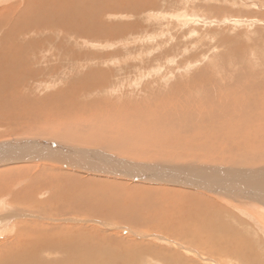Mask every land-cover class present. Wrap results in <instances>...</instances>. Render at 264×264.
I'll return each mask as SVG.
<instances>
[{
  "label": "rangeland",
  "instance_id": "rangeland-1",
  "mask_svg": "<svg viewBox=\"0 0 264 264\" xmlns=\"http://www.w3.org/2000/svg\"><path fill=\"white\" fill-rule=\"evenodd\" d=\"M121 1H127L128 5L132 4L135 12L123 10ZM43 2L44 0H5V5L2 7L11 9L9 18L18 14L19 17L24 16L25 21L29 22L34 17L32 11L37 10V4ZM82 7V2L79 0L76 9ZM29 8L31 11H27ZM93 9L95 13L100 11L103 15L104 25L100 30L106 37L112 36L114 39L112 37L108 38L110 40L103 38L99 42L100 46L93 47L90 46L93 40L85 37L82 43L76 42L75 40H82V35L77 31H72L71 34H67L69 37L67 42L58 44L60 50L55 46L52 51H47V54L43 51L40 54L37 49L28 47L22 54L12 57L13 68L16 65L24 66L26 63H29L31 68H36L40 66V59L49 58L55 55L54 52L60 56V52L65 51L62 58L70 54V57L64 58L63 65L66 67L62 68L60 78L58 74H55L54 77L42 80L37 78L30 80L28 87L25 88L27 92L20 95L22 98L27 96L28 98L21 100L17 105L13 104V107L22 112L21 119L0 116V144L14 146L20 141L23 142L22 145H27V142L30 144L33 141V149L44 159H35L34 162L30 161L28 164L21 162L9 165L7 160L0 157V216L2 215V219L9 218V221L5 223L8 224V228L0 230V264H34V262L36 264V261L38 264H112L104 258H100L101 263L97 262L99 259L94 250L91 251L93 258L90 261L66 253L68 249L60 247L61 245L57 246V244L63 241L62 237L67 238L70 235L71 239L81 238L80 236L83 235L99 237L97 242L105 244L103 247L106 250L116 251L117 248L110 247L107 238L105 239L109 236L115 242H122L120 243L121 249L126 255L127 253L129 255L130 251L123 250V248L130 245L133 248L136 247L134 249H138L140 253H143V250L146 252L153 250L159 253L151 256L148 252H144L145 254L139 256L140 258L134 262L129 261V256H124L129 264H253L252 261L264 264L263 213L258 214L259 219L258 217L256 219L258 222H252L248 217L238 214L232 215L239 217L229 218V214L224 211L225 221L229 222L231 230L235 227L239 236L253 240V243L249 245H237L232 247L234 250L224 252L218 245L221 240L218 242L219 232H215L217 230L212 231L215 232L211 234L213 238H207L209 240L198 244L188 238L184 239L182 235L184 231L186 234V230L189 229L180 225L188 223L179 221L181 213L178 205L181 200L179 201L180 196L176 193L181 191L191 193L195 192L192 191L194 189L188 190L181 186H176V188L167 184V180L162 181L164 183L161 185L157 182L150 186L141 181H136V183L134 180L131 181V176L139 175L142 178L140 176L142 174L152 176L153 173H157L161 177V174H165L167 170L175 173L174 168L182 167V165L184 169L186 166L209 165L243 170L244 168L254 170L255 167L261 166L260 163L243 165L244 163L237 155L223 151V145L215 141L212 145L213 149L218 152L216 160L198 156L193 158L186 150V147L193 146H188L189 142L179 141L180 136L177 132L170 136L166 131L151 134L154 130L151 127H145V122L138 123L137 120L142 116L147 120V124L151 125L152 121L157 120L155 115L168 118L170 117L169 111L185 109V106H188L187 110L189 108L192 110V107L182 100L184 99L183 94L189 103L194 104L195 108L201 106L208 92L217 88L218 91H222L223 86L229 80L232 81L229 82L235 87L233 91L238 96L241 94L243 98L248 97L249 94L245 95L243 90L249 86L258 85V89L260 88L258 94L261 96L257 97L264 98V0H97V4L94 7L91 6L90 11L93 12ZM65 18L66 15L59 21L50 23L53 26L66 25L63 22ZM51 36H54V39L47 38V34L34 35L29 46L32 43L38 44V41L45 38L50 42L58 40V35L52 34ZM103 55L108 63L101 64L95 60V58L102 59ZM90 60L94 62L89 63ZM73 68H80V70L72 72ZM88 69L100 70V73L101 70L108 71L110 82H107V85L99 82L98 87L101 93H96L92 97H99L107 104L112 102L119 108L117 109L118 117L100 114L82 118L83 114L77 111L60 116L59 111L47 109L48 105L42 101L44 95L57 90L64 94L70 93L75 83L83 80L90 82ZM66 71L72 73L69 79L63 76ZM166 78H170L169 82L163 81ZM27 79L31 78L22 80L23 87H26ZM68 81L71 83L69 84ZM229 82L226 86H229ZM175 85H179L180 89H174V93L171 94L169 90ZM225 93L223 90L220 96L226 104L231 102L228 98H238L226 96ZM32 99L39 100L41 107L34 108ZM82 99L87 102L86 98ZM209 111H211L210 107ZM203 112L207 113V107ZM261 114L260 110L258 115ZM134 116L138 118L132 125L129 120ZM92 119H95L97 124H94ZM179 123H183V120ZM30 126L35 127L36 132L22 133L17 129ZM149 131L150 133H147ZM68 133H78L79 139L65 136ZM173 139L175 140L171 141ZM114 141L120 142L123 146L119 143H117L118 146L113 145ZM167 141L171 142L166 143ZM45 143L55 144L57 148L45 146ZM196 143L199 142L193 145ZM146 150L150 153L147 152L146 156L141 154ZM92 151H97L94 153L99 154L101 158L110 155L118 158L117 160L120 161L118 164H124L134 173L129 176L126 169L118 165L126 175L120 174L105 161L103 165H98L100 162L92 166L85 165V162L90 161L85 160L90 156L87 152ZM26 152L30 154V151ZM44 153L47 154L44 155ZM57 153L61 155H58L60 158L55 155ZM183 153L190 156H183ZM99 157L97 158L100 159ZM98 159H93V161ZM137 166L145 168L138 170ZM154 167L157 172L152 171ZM110 172L117 174V177L110 175ZM169 176H172L171 179L176 177V175L168 174L167 177L170 178ZM189 179L190 182L197 181L190 176ZM227 183L231 182L227 179ZM238 186L241 184L238 183ZM168 187L175 189H168ZM87 189L89 195L90 191L94 193L92 196H95L93 198L97 202L101 200L98 196L100 190L113 195L116 192L122 206L127 208L130 204L133 205V209L136 207L139 210L135 209L134 214L130 216L127 215L125 208L123 214L119 215L111 208L100 205L101 202L89 204L91 207H87L83 201L80 202V198L84 197L83 192ZM92 196L89 197L92 198ZM242 207L245 208V205ZM5 221L6 219L0 223L3 225ZM104 224H106L105 227ZM166 225L174 230L168 231ZM196 229L200 231V228L196 227ZM32 230L47 235L33 233ZM135 232H143L142 234L145 235L172 241L169 244L163 240L140 238L133 235ZM206 233L207 231L204 234ZM50 241L55 242L56 246H48L47 243ZM212 242L215 244L210 249ZM184 248L191 252L188 253ZM36 252L38 253L35 254ZM22 253L24 256L21 255ZM29 253L35 256L29 257ZM18 255H21L19 259L22 261L18 259ZM171 257H176V259L173 260ZM126 262H121V264H126Z\"/></svg>",
  "mask_w": 264,
  "mask_h": 264
},
{
  "label": "bare ground",
  "instance_id": "bare-ground-1",
  "mask_svg": "<svg viewBox=\"0 0 264 264\" xmlns=\"http://www.w3.org/2000/svg\"><path fill=\"white\" fill-rule=\"evenodd\" d=\"M4 1L5 0H0V116L3 115L2 117H6L9 119L10 117H13V118L19 117L17 119H21L22 112L19 109H16V107H13V104L17 105L18 102H20L21 100L28 98V96L22 98L20 97V95L27 92L25 88L28 87L30 80H32L33 78L42 80L47 77H51V76L54 77L55 74H58V77L60 78L61 77L60 74H62L61 72L62 68L66 67L63 65L65 61L64 58L70 57V54L62 58L65 51L60 52L61 53L60 56H58L57 52H54L55 55L53 54L49 58L40 59L39 60L40 66L36 68H31V65L29 63H26L24 66L16 65L15 68H13L14 60L12 57H17L18 55L22 54L28 49V47L31 49H37L38 52H40V54H42V51L47 54V51H52L53 47L55 46H56V49L60 50V46L58 44L67 42V39L69 38L67 34H71L72 31H77L82 35V40L81 41L75 40L76 42L82 43L85 37L86 39L93 40L90 43V46H93V47L100 46L101 44L99 42L102 41L101 39L103 38L108 39V38H111L112 36L106 37L104 32L100 30V28L103 27L104 25L103 20H102L103 19L102 13L100 11H97L95 13L94 9H93V12L90 11V7L91 6L94 7L97 4V0H81L83 7L80 9H76V6L78 5L79 0H44L43 3L37 4L38 5L37 10L32 11L34 12V17L29 22L25 21L24 16L21 15L19 17L18 14H14L12 17L9 18L11 9L2 7L3 5H5ZM6 1H9V0H6ZM121 6H122V9L125 11L128 10V11L135 12V10L133 9L134 6H132V4L128 5L127 1H121ZM27 11H31V9L29 8ZM64 15H66V18H65L66 20H63V22L66 25L62 24V25L53 26V24L50 23V22L59 21ZM37 34H47V38L51 37L52 39H54V36H51L52 34L58 35V40L55 39L54 42H50L47 38H45L41 41H38V44L32 43L29 46L30 40L34 38V35H37ZM112 38L114 39V37ZM7 56L9 57L3 58ZM84 56H87V55H84ZM95 60L101 64L108 63L104 55L102 56V59L95 58ZM92 62L94 61L93 60L89 61V63H92ZM52 64H54L55 66ZM33 69H37V70H33ZM79 70L80 68H73L72 72L79 71ZM56 71H58V73H55ZM63 74H64L63 75L64 77L69 79L72 73L71 71L68 73L66 71ZM87 74L90 77V82L83 80V81L75 83L70 93L64 94L60 90H57L48 95H44L42 101L44 102V104L48 105L47 109L51 111H59L60 116L65 115L70 112L77 111L83 114L82 118L89 117L92 115H100V114L118 117L117 109L119 110V108L114 106L112 102L110 104H107L106 102L100 100L99 97L98 98H96L95 96L92 97V95H96V93L97 94L101 93V90L98 87L99 82H101L103 85H107V82H110L111 78H108L109 77L108 71L101 70V73H100V70L88 69ZM26 78H31V79H27L26 87H23L24 83L22 82V80H25ZM169 80L170 78H166L163 81L169 82ZM228 80L229 79L227 78V81ZM167 82L165 83L168 84ZM70 83L71 82H69V84ZM226 85L223 86V90L224 92H226L225 95L238 97V98L232 97L233 99H230L231 97L228 98L229 100H231L229 104H226L224 103V100H221L223 97L221 98L220 95L221 93L223 94V90L218 91V88H217V89H213L210 93L208 92L207 95L205 96V100L200 104L201 106H196L195 108L193 107L194 104L189 103L186 100L185 95L183 94L182 96L184 97V99L182 100L185 102V104L187 105L189 104L192 107V110L190 108L187 110L188 106L187 107L185 106V109L169 111L170 117L168 118L163 117V115L161 114H160L161 116L155 115L157 120L152 121L151 125H148L147 120L145 118H142V116L141 118H139V120H137L138 123L145 122L146 123L145 127H149V128L151 127L154 130L153 132H151V134H160V131H166L168 136H170L172 133L177 132L180 136V138H178V140L180 139L179 141L182 140L181 142L183 143L189 142L188 146H193V147H186L188 154H190L193 158L195 156H198L199 158H204V159L212 158L216 160L218 156L217 154L218 152L213 149V145H212L213 141H215L223 145V148H224L223 151H227L228 154L237 155V157L241 160V162L244 163L243 165L248 166L250 164L254 165L255 163H260L261 166L255 167L254 170H246L245 168L244 170L240 168L230 169V168H224L220 166H209V165L200 166L198 164L199 166H190V167L186 166V169H184L183 165H182L183 169H181L182 167L180 166H176L174 168L175 173H171V171L169 172L167 170L165 174L163 175L161 174V177L163 176V178H161L160 175L157 173H153L152 176L151 175L148 176L146 174L140 175L142 177L143 176L146 177L144 181H141L145 183V185L148 183L150 186V185H154L157 182L159 183L158 185H161L164 183L162 181L167 180L166 182L167 184L169 183V185H173L175 187L181 186L188 190L194 189L192 191H195V192H191V193L183 192L180 189L179 191L181 192L176 193L180 196V198H178L179 201L181 200L180 204L178 205V209L181 213L180 218L178 217L179 221L188 223V224L181 223L180 225L186 226L189 229V230H186V234L184 231L182 235L184 239L188 238L194 243L198 244V243H202V241L209 240L207 238H210L211 234L215 232H219V236H218L219 240L218 239L217 240L218 242L221 240V242L218 245H220L219 248L224 252L228 250H234L232 247L237 246V245L245 246V245H249L253 243V240L251 239L249 240L243 236H239V234L237 233V229L235 227L233 230H231V226L229 222L225 221L226 214H229V218H232V219L242 215L244 217H248V219L252 222L257 221L256 219L259 213L264 214V120H263L264 119V98L257 97V96H261L260 94H258V91L260 89V88L258 89V85H252L243 90V93L245 95L249 94L248 97L246 98L244 97L246 101L244 100L243 96L242 97L240 96L241 94L238 96L233 91V89L235 90V87L231 86V83L229 84V86H226ZM174 89L179 90L180 86L175 85L173 89H170L169 91L171 94L174 93L173 92ZM14 93H16V95ZM82 98H86L87 102L83 100ZM91 98L93 99L88 100ZM239 98L240 99L242 98V99L239 100ZM31 102L34 105V108L41 107V102L39 100L32 99ZM206 107H207V113L203 112V110ZM209 107L211 108V111H209ZM260 110L262 114L259 116L258 112ZM198 112L200 114H198ZM175 115H178V116L176 117ZM261 117H263V119ZM137 118L138 117L134 116L129 120V122L133 125L134 120H136ZM92 120H94L93 122L94 124H97L95 123L96 121L95 119H92ZM181 120H183V123L180 124L179 122ZM17 129H19V132L21 131L22 133L36 132L35 127L33 126L21 127ZM147 133H150V131ZM193 133L197 135L195 136L193 135ZM65 136H68L69 138L76 139V140L79 139L78 133H75V134L68 133ZM174 140L175 139L171 141H174ZM81 141H83V139ZM171 141H167L166 143H169ZM195 142H199V143H196L193 145V143ZM27 143H28L27 144L28 146L22 145L23 142H20V141L18 143H15L14 146L13 145L7 146L5 144H0L2 145L0 146V157L3 160H7L6 162L9 165L10 164L14 165L19 162H26L27 164L30 161L34 162L35 159H39L40 156L36 152V150L33 149V146H32L33 141L30 144L29 142ZM117 143L122 145L120 142H116V141H114L113 145L118 146ZM162 143H163L162 145L165 146V143L164 142ZM170 146H173V145L170 144ZM124 147H126V144H124ZM26 151H30V154H28ZM94 152H97V151H94ZM94 152L93 151L87 152L88 155L90 156L85 158V160H90V161L85 162V165L90 164V166H92V165H96V163H99V162L100 164L98 165H101V164L103 165L104 161L106 163L111 164L112 166H114L115 164L118 165V163H120V161L117 160L118 158L112 155L104 157L105 158L104 159V158L99 157L98 156L99 154H96ZM147 152L149 151L147 150L143 151L141 154L145 155ZM45 154L47 153H44V155ZM51 154L54 155V153H51ZM74 154L75 153H73V155ZM188 154L183 153V156L188 155ZM55 155L59 158L61 156L58 153ZM69 155H68V160H69ZM85 155L86 153L84 154V156ZM95 155L99 157L100 159H98L97 157L95 158ZM92 156H93V159L95 160L98 159V160L93 161V159H91ZM40 160H44V159H40ZM150 167L151 166H149V168ZM106 170H109V169H106ZM154 170H156V168ZM147 171L149 170L147 169ZM101 172H103V170ZM160 172H162L161 169H160ZM109 174L115 175L117 177V174H114L111 172ZM168 174L173 175V176L176 175L175 179H171L172 176H169L170 178H168L167 177ZM189 176L197 179V181L190 182L191 180L189 179ZM136 177L137 176H131V179H134ZM259 177H261L262 179H258ZM227 179L232 184L227 183ZM141 182H138V183H141ZM238 183H240L241 186H238ZM169 187L168 189H173V190L175 189V188H169ZM89 193L91 196L92 194H94L92 191H90ZM189 194H191L192 196H190ZM83 195L84 197L80 198V202L83 201V204H87V207H91L89 206V204H99L101 202L100 205L106 206L108 207V209L111 208L113 211H115L119 215L121 213L123 214V209L125 208L124 210L127 209V212H128L127 215H130V216H132L134 214L133 211L137 209L136 207H134L133 209V205H130V204H128L127 208L122 206L119 195L116 192L113 195L108 192L100 190L99 195L98 194L97 195L101 198V200L99 199L98 202L95 201V199L93 198L95 196H92V198L89 197L90 195L88 194V189L83 192ZM242 205H245V208H243ZM131 206H132V209H131ZM138 210L139 208L137 209V211ZM224 211L226 214L224 213ZM140 213L142 212L140 211ZM232 214H235V215L238 214L239 216H233ZM1 216H0V222L5 219L6 221L3 223V225L0 223V230L1 228H4L6 230V228H8V224H5V223L9 221V218L2 219ZM132 221L134 222L133 219ZM154 222L155 221H153V223ZM189 224L191 226H189ZM105 226L106 224H104V227ZM109 226H112V225H109ZM196 227L200 228V231H198ZM169 228L170 226L166 225V229L168 231L171 232L174 230L173 228H170V229ZM205 230L207 231L206 234H204L206 232ZM213 230H217V231L212 232ZM33 233H40L42 235L44 234V236L47 235L39 231L38 232L34 231ZM142 233L135 232L133 235L136 237H140V238H153V239L163 240L169 244L172 241V240L170 241L169 239L168 241L161 237H157L153 235L152 236L145 235ZM71 237H72L71 235L68 236L67 238L62 237V239L64 238L65 240L63 239V241H59V243L57 242L58 243L57 246L61 245L60 247H64L68 249V252L66 253H71L72 256H75L77 258H81L84 260L90 261V259L93 258V255H91L92 250H94L98 256L99 260L97 262L101 263L102 260H100V258H104L106 260H109L112 264H121V262L122 263L126 262L127 260L124 258V256H129L128 257L129 261H132V262L137 261L143 254H145L144 252H146V250H143L144 252L141 250V252L143 253H140L138 249H134L136 247L133 248V246L130 245V246H124L123 248V250L130 251L129 255L127 252H126L127 253L126 255L121 249L120 243L122 242L121 241L120 243L115 242L113 241L114 239H112L109 236L105 237V239L107 238V241L110 243L109 245L110 247L117 248L116 251H112L108 249L106 250V248H104L105 244L102 245L99 242H97L98 241L97 239H100L99 237L98 238L95 236L88 237L84 235L80 236L81 238L71 239ZM57 239L56 241H58ZM214 244L215 242L212 245L210 246L207 245V246H209V248L211 249ZM47 245L55 247L56 243L50 241V243H47ZM185 250L188 251V253L191 252L188 249H185ZM222 251H219V252H222ZM147 252H148V255H151V256L155 254L156 255L159 254L157 253V251H153V250H147ZM37 253L38 252H36L35 254ZM29 254H28L29 257H32L33 255L35 256V254H31V253ZM21 255L24 256L23 253ZM20 256L18 257V259L20 258ZM197 256L199 257V255ZM171 258H173V260L176 259V257H171ZM26 259L28 258L26 257ZM252 262L253 264H259L256 261H252ZM211 263H213V261H211ZM36 264H38L37 261H36ZM126 264H129V262H126Z\"/></svg>",
  "mask_w": 264,
  "mask_h": 264
},
{
  "label": "water",
  "instance_id": "water-1",
  "mask_svg": "<svg viewBox=\"0 0 264 264\" xmlns=\"http://www.w3.org/2000/svg\"><path fill=\"white\" fill-rule=\"evenodd\" d=\"M45 145H48V146H51V147H55V148H57V146H54L55 144H48V143H45ZM39 156H41V155H39ZM51 157H53V156H51ZM49 158H50V157H49ZM39 159H43V158H42V157H39ZM39 159H36V160H39ZM19 163H21V162H19ZM118 165H121V167L125 168L127 173H129V174L134 173L133 170L129 169V168L126 167L124 164H118ZM118 165H114V166H113V167H114V170H115V171H119L120 174L124 173V171L122 170V168H119ZM137 168H138V170H139V169H142V168H145V167H143V166H137ZM152 171H155V170H152ZM156 172H157V171H156ZM114 177H116V176H114ZM119 177H121V176H119ZM145 178H146L145 176H143L142 178L139 177V176H137L136 178L132 179L131 181H133V180H134L135 182H136V181H144ZM124 179H125V178H124Z\"/></svg>",
  "mask_w": 264,
  "mask_h": 264
}]
</instances>
